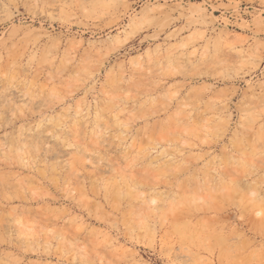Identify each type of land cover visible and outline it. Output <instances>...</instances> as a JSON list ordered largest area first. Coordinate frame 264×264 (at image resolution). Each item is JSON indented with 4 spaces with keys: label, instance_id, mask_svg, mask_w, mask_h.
Instances as JSON below:
<instances>
[{
    "label": "rangeland",
    "instance_id": "1",
    "mask_svg": "<svg viewBox=\"0 0 264 264\" xmlns=\"http://www.w3.org/2000/svg\"><path fill=\"white\" fill-rule=\"evenodd\" d=\"M0 264H264V0H0Z\"/></svg>",
    "mask_w": 264,
    "mask_h": 264
}]
</instances>
